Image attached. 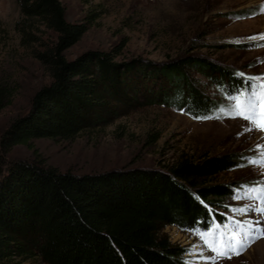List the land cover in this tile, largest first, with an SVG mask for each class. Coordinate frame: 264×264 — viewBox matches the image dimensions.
Wrapping results in <instances>:
<instances>
[{"label":"trees","instance_id":"16d2710c","mask_svg":"<svg viewBox=\"0 0 264 264\" xmlns=\"http://www.w3.org/2000/svg\"><path fill=\"white\" fill-rule=\"evenodd\" d=\"M23 19L16 23L23 43L28 30L45 24L56 33L52 44L40 45L34 56L49 71L51 82L38 89L29 111L0 132V264H189L188 250L163 233L167 225L203 232L224 226L230 217L219 212L228 199H245L263 187L240 179L214 178L258 160L237 151L182 157L165 168L133 167L76 174L48 166L38 157L11 159L14 146L35 149L36 138L73 140L105 104L103 89L120 94L125 79L138 70L173 87L163 103L189 116L214 119L232 101L227 84L243 89L249 80L207 57L185 54L167 62L141 59L118 63L105 51H89L69 60L65 51L88 30L70 22L61 0H17ZM246 11L236 18H247ZM3 30L0 20V31ZM218 93L202 89V78ZM0 78V110L14 96ZM208 120V119H198ZM95 121V120H94ZM36 152V149H35ZM37 153V152H36Z\"/></svg>","mask_w":264,"mask_h":264},{"label":"rangeland","instance_id":"374dc122","mask_svg":"<svg viewBox=\"0 0 264 264\" xmlns=\"http://www.w3.org/2000/svg\"><path fill=\"white\" fill-rule=\"evenodd\" d=\"M70 22L85 23L88 30L65 51L74 60L89 51H105L118 63L141 59L167 62L185 54L207 57L237 73H243L254 88L264 84V0H61ZM256 11L247 18H236ZM23 19L17 0H0V78L14 87V96L0 110V132L26 114L34 93L51 82L49 71L34 56L40 45L52 44L56 33L37 23L28 30L30 43H23L16 23ZM255 37V39H250ZM123 82L120 94L103 89V105L93 120L73 140L36 138V149L14 146L11 159L39 158L45 165L76 174L111 169L165 168L182 157L196 159L207 153L239 151L258 160L264 153V131L250 121L225 113L219 119L198 120L176 106L163 103L173 87L164 79L155 80L138 70ZM257 77L259 79H249ZM202 89L218 93L214 82L202 78ZM248 84V85H249ZM231 95L240 90L227 84ZM219 95V93H218ZM247 95V93H245ZM234 101L223 104L231 106ZM95 120V121H94ZM251 128V131L246 129ZM240 179L258 181L264 187V164H247L218 174L213 181L229 183ZM228 199L219 212L230 217L223 226L206 230L227 241L232 231L264 218L255 212L239 211L256 206L254 198ZM239 222V224H238ZM204 231V232H206ZM163 233L171 242L188 250L189 264H212L215 256L198 232L167 225ZM211 239V237H210ZM24 264H27L24 262ZM32 264H45L35 260ZM216 264H264V238L231 258L217 257Z\"/></svg>","mask_w":264,"mask_h":264},{"label":"snow or ice","instance_id":"6c2138e0","mask_svg":"<svg viewBox=\"0 0 264 264\" xmlns=\"http://www.w3.org/2000/svg\"><path fill=\"white\" fill-rule=\"evenodd\" d=\"M250 39H255V37H250ZM264 39V35L261 36ZM239 75L243 76V73ZM249 79H259L257 77H250ZM247 93V95H245ZM234 103L227 109L222 107L219 109L220 112L225 113L232 118L236 116L242 117L245 120L250 121L252 125L261 131H264V112L260 111L262 107V102H264V84L259 85L254 88L252 85H247V87L239 90L235 95L231 96ZM196 119H211V116H198ZM219 119V116L216 117ZM251 128L246 129V131H251ZM250 163L253 164H264V153L261 154V159L251 160ZM256 192L255 199L260 201L259 205L249 206L246 205L240 208L241 213L244 212H255L260 214L261 218H264V187L260 188L257 192L256 189H252L245 193V196H252V193ZM239 224V222H238ZM226 235L221 232L219 236L214 233L202 232L201 237L204 239L205 244L208 248L214 252L215 256L206 257V259L212 261V264H216L217 257H227L231 258L232 255H240L242 252L246 251L247 248L251 246L257 239L264 238V224L261 223V219H257L253 222H248L247 227L240 226V231H232L228 235L227 241H222L220 237ZM211 237V239H210Z\"/></svg>","mask_w":264,"mask_h":264}]
</instances>
